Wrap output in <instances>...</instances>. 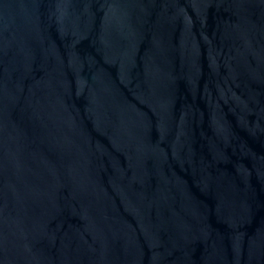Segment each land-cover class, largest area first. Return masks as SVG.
<instances>
[{
  "label": "water",
  "instance_id": "water-1",
  "mask_svg": "<svg viewBox=\"0 0 264 264\" xmlns=\"http://www.w3.org/2000/svg\"><path fill=\"white\" fill-rule=\"evenodd\" d=\"M0 264H264V0H0Z\"/></svg>",
  "mask_w": 264,
  "mask_h": 264
}]
</instances>
